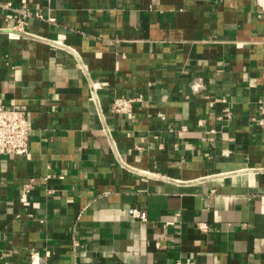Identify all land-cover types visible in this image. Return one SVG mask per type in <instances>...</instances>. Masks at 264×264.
<instances>
[{"label": "crops", "instance_id": "obj_1", "mask_svg": "<svg viewBox=\"0 0 264 264\" xmlns=\"http://www.w3.org/2000/svg\"><path fill=\"white\" fill-rule=\"evenodd\" d=\"M0 100V264H264V0H0Z\"/></svg>", "mask_w": 264, "mask_h": 264}, {"label": "built area", "instance_id": "obj_2", "mask_svg": "<svg viewBox=\"0 0 264 264\" xmlns=\"http://www.w3.org/2000/svg\"><path fill=\"white\" fill-rule=\"evenodd\" d=\"M11 4H5V8H10ZM28 14V12H27ZM10 39H19L22 36H32L26 30V20L17 19L16 24L5 29ZM93 90V88H92ZM135 98L126 96H115L111 101L110 108L116 114L131 116L134 109ZM261 113L263 108L260 107ZM30 111L28 108L11 100L8 104H4L0 100V155L3 156H27L29 152V135H30ZM164 119V116H161ZM258 125L264 126V119L257 118L255 120ZM185 127H180L178 135H181ZM131 220L143 221L147 218L144 210L138 208H130L127 211ZM198 228L206 230L205 224H198Z\"/></svg>", "mask_w": 264, "mask_h": 264}]
</instances>
